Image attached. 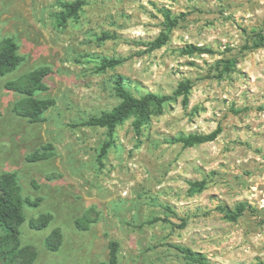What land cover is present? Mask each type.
<instances>
[{"label": "rangeland", "instance_id": "1", "mask_svg": "<svg viewBox=\"0 0 264 264\" xmlns=\"http://www.w3.org/2000/svg\"><path fill=\"white\" fill-rule=\"evenodd\" d=\"M63 1L74 0H0V42L12 38L23 57L0 76V173L14 172L37 203L23 204L20 226L22 245L37 253L32 264H107L111 239L119 264H201L174 244L208 264H264V0H84L59 25ZM162 31L167 43L150 50ZM103 57L122 61L102 68ZM41 66L51 72L34 95L54 105L34 122L15 109L25 95L5 83L25 86ZM117 78L136 97L192 85L186 102H164L139 130L133 115L117 125L100 165L105 129L81 123L120 102ZM218 126L213 141H173ZM36 151L50 156L29 160ZM239 202L255 212L230 221L218 208ZM85 213L96 220L79 228ZM41 214L49 224L29 228Z\"/></svg>", "mask_w": 264, "mask_h": 264}, {"label": "trees", "instance_id": "2", "mask_svg": "<svg viewBox=\"0 0 264 264\" xmlns=\"http://www.w3.org/2000/svg\"><path fill=\"white\" fill-rule=\"evenodd\" d=\"M62 10L57 14L56 19L59 25H65L71 18H75L85 4L84 0L63 1L60 3ZM164 15L168 20V27L176 25L177 19L171 17L169 11H164ZM104 38H111L108 34H103ZM259 40L264 39V35H258ZM169 39L168 31H162L152 41L148 42L149 49H157L165 45ZM263 42V41H262ZM188 52H192L191 46ZM23 60V57L18 52L17 43L10 37L4 38L0 42V76L14 70ZM120 58L100 59L102 68L114 67L120 64ZM227 66V65H226ZM50 69L45 66L38 67L32 70L27 75V84L25 86L18 85L12 81H7L5 87L24 94L23 100L15 107L16 111L22 116L32 121H39L43 113L54 105L52 98H39L34 95L36 90H44L45 77L50 73ZM115 89L120 97V102L110 110H103L99 114L90 116L83 121L81 125L91 127H101L105 129L106 138L102 141L99 152L98 162L103 164L102 159L106 156L108 149L114 142V135L117 125L128 119L130 116H135L133 125L136 130H139L144 124L149 121L150 115L155 108H159L164 102L182 97L183 102H186L191 88V80L184 79L180 81L177 87L170 94H156L146 92L139 97L134 96L128 89L123 78L115 80ZM221 127L207 133H190L180 135L173 139L174 142H180L183 146L190 147L205 142L215 140L221 133ZM50 156V153L36 151L28 156L29 160H42ZM193 186L203 187L204 180L191 182ZM24 203L36 205L29 198L22 195L21 186L18 182L17 175L11 171L0 173V264H32L37 256L36 250L29 245H22L20 226L26 221V217L22 210ZM168 208V207H167ZM225 217L230 221H236L246 210L255 212L253 207L247 202H239L234 208L226 205L218 206ZM96 217H91L89 213H85L82 217L76 220V225L79 228H84L88 224L94 222ZM50 222V216L41 214L36 218H29L27 224L29 228L41 230ZM60 238L59 229H55L51 235L46 237L45 245L50 250L58 248ZM178 251L182 252L190 260L199 262L204 261V257L189 248L180 244L172 245ZM108 255L107 264H119V243L111 239L107 244Z\"/></svg>", "mask_w": 264, "mask_h": 264}]
</instances>
